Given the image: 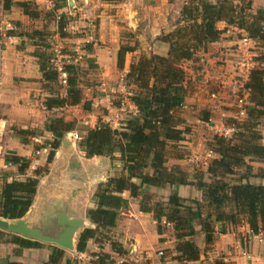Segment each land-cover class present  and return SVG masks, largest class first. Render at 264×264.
<instances>
[{
    "label": "trees",
    "instance_id": "16d2710c",
    "mask_svg": "<svg viewBox=\"0 0 264 264\" xmlns=\"http://www.w3.org/2000/svg\"><path fill=\"white\" fill-rule=\"evenodd\" d=\"M237 1L236 4L234 2ZM32 1L2 0L5 10L12 5L32 19L40 16V11ZM250 0H187L180 9V19L173 30L162 33L159 39L168 45L165 55L157 53L140 54L131 62L125 73L126 84L134 86L130 94L131 101L137 108L136 115H130L121 128H113L101 121L95 127L87 128L79 141L86 157L107 156L121 161L122 172L110 177L100 185L94 195L91 206L86 209V217L94 227L84 228L77 239L76 251L85 252L88 242H106L118 255L125 251L123 245L114 240L110 228L115 226L119 216L118 209L125 199L121 196L128 191L130 197L139 198V209L151 213L160 233V223L165 220L173 224L177 243L174 246L179 261H197L200 249L192 237L196 231L194 224L200 226L205 237V250L214 242L216 224L221 223L220 232H226L228 225H236L241 219L248 224L252 234H261L264 238V185L249 182L250 177L264 178V169L253 173L248 161L254 159L264 162V145L258 124L264 117V69L253 68L249 72L245 87L248 91L249 107L246 121L237 126L230 138L213 136L212 150L216 157L209 163L206 172L196 171L194 181H188V173L179 166L168 167V147L181 141L188 130L180 128L182 119L177 111L184 104L187 91V72L184 62L195 58L205 50L209 43L219 40L222 30L216 24L225 21L246 32L252 40L264 39V11L250 12ZM64 15L58 19V32L64 37ZM43 30L26 33L35 39ZM40 47V45H38ZM134 45L122 44L117 53V67L122 69L125 54L136 49ZM91 50V44L86 47ZM42 75L43 88L49 96L43 105L47 110L67 105L83 103V108L90 109V102L83 101L82 91L77 83L75 65H66L67 80L65 95L54 93L58 75L52 68V57L48 47L35 51ZM73 121L61 117L46 121L44 130L53 136L49 142L47 163L54 155V150L61 143L64 135L74 130ZM21 135L34 134L28 130H18ZM119 157H114V153ZM6 160L17 165L18 173H24L29 166V159L18 155H7ZM244 168L242 173L239 170ZM47 171V167L34 171V177L23 180L3 181L0 187V217L7 219L21 218L32 205L38 184V177ZM138 180V183H136ZM174 186L165 202L152 200L147 192L150 186ZM193 184L201 192V199H186L177 194L176 186ZM147 187V188H146ZM189 200V203L187 202ZM10 235L9 241L20 248L40 247L42 243L25 239L0 230V240ZM106 235V236H104ZM103 237L100 239V237ZM48 260L44 264H55L64 255V250L50 247ZM115 260L109 253H96L90 264H111ZM209 264H233L223 259H215Z\"/></svg>",
    "mask_w": 264,
    "mask_h": 264
},
{
    "label": "crops",
    "instance_id": "0c3cea01",
    "mask_svg": "<svg viewBox=\"0 0 264 264\" xmlns=\"http://www.w3.org/2000/svg\"><path fill=\"white\" fill-rule=\"evenodd\" d=\"M41 1L34 0L32 2L41 10L43 8ZM186 1H75V6L76 4L79 5L82 10L80 19H84L83 22L79 23H84L89 33L92 27H96L94 30L97 37L87 34V39L90 41H86L91 43V50L81 48L80 51L100 72L99 82L101 86L99 90L106 91L112 86H116L118 81H122V77L125 76L131 62L140 54L157 53L165 55L167 53L168 45L159 37L162 32H169L176 26V23L171 20L170 10L175 6L185 5ZM209 1L215 2L217 0ZM67 3L69 6L73 5L70 0H67ZM236 3L237 1L234 2V4ZM110 4L121 9V11L118 10L122 15L121 22L125 23L128 30L132 33L136 32L138 35V43L135 41L137 47L134 51L125 54L122 69L117 67V53L122 45L123 36L119 34L114 15L98 14L99 9H95V7L99 8V6ZM250 7L251 13H255L258 9L264 11V0H250ZM180 9L173 10V13L178 14L176 22L180 19ZM95 16L99 17L100 20L93 26L92 20ZM6 20H10L11 23L14 22L15 30L20 31L28 22L29 31L30 21L34 19L26 16L21 8L16 5L5 10L2 0H0V28L2 22ZM216 26L222 30L219 40L209 43L205 50L196 54L194 59L184 62L188 79L187 91L184 104L178 109L177 115L182 119L180 128L189 129L184 133L181 141L173 143L172 148L168 147L166 165L168 167L179 166L188 173V181L191 182L195 180L193 173L196 171L206 172L209 163L216 157L212 150V141L209 146L203 143L205 131L212 130L208 123L209 119L212 118L207 116L213 113L215 119L220 120L224 119L221 116L230 113V110L221 107L222 104L227 105L226 102H221L220 105L215 103L219 102V96H225L235 75L238 74L235 70L239 47L251 49L248 50V56L253 68L264 69V39L252 40L247 45H243L241 39L247 36L244 30L227 24L223 20L218 21ZM33 28L39 30L38 27ZM54 35L58 37L57 33ZM21 40V38H14L13 42L6 41L7 46L0 53V187L5 180H23L27 177H34L36 169L47 167V171L38 177L32 205L23 216L26 222L32 227L49 229L55 224L58 214L65 213L68 217H79L85 222L87 220L86 224L88 225L86 227H94L86 217V209L92 205L94 195L99 190L100 185L105 183L108 178L122 172L121 161L117 158L110 160L107 156L86 157L80 144L74 141V134H77L75 132L70 133L69 139L65 138V141H61V145L54 150L52 160L47 163L48 152L46 150L48 148L50 150L49 142L53 136L44 130V126L48 117L58 108L47 110L43 105L49 94L43 88L44 82L39 64L33 55L39 48L38 44L34 43L36 39L28 37V45L24 43L23 47ZM125 40L126 43L130 44L127 38ZM55 41H57L56 38ZM100 42L104 44L101 45ZM217 89L221 92L216 91ZM132 91H135L134 86L128 94L130 95ZM96 97L93 96L92 100ZM117 106L113 104L111 110L113 113L119 112L121 120L122 113ZM101 108L105 107L102 106ZM88 112L91 127L96 120L98 122L108 113V111H100V108H93L92 112ZM238 120V124H243L246 117ZM124 122L120 123V128ZM21 129L34 132V134L21 135L18 133V130ZM258 130L262 135L260 142L264 145V117L259 121ZM37 151L38 154H36ZM12 154L29 159V166L25 171L26 173L24 172L25 174L18 173L17 165L6 160V156ZM113 155L119 157L117 152ZM248 163L252 166L253 173L264 169L263 161L254 159ZM249 182L264 185V178L250 177ZM163 189L165 196L168 197L174 186L168 184L160 188L150 186L147 192L156 195ZM176 190L178 195L186 199L201 198L200 190L193 184L178 185ZM121 196L125 201L123 206L118 209L119 216L115 226L111 227L109 232L114 240L123 245L124 249L128 248L131 253L141 252L140 257L142 258L143 253H145L147 259L150 256L149 249L154 248L155 245L153 237H150V244L144 243L145 236L142 229L149 227L150 233L153 232V224L144 223V219H153L152 214L141 212L138 204L139 198L130 197L128 191H124ZM129 224L133 225L132 229H129ZM221 226V223L216 224L214 242L207 250H205V237L199 226L200 242L196 245L200 249V258L197 261L187 262L197 263L206 257L209 263L215 259H223L233 264H264V238L261 234H252L244 219H241L236 225H228L226 232H220ZM9 238L10 235L5 234L0 240V264H44L48 260L51 249L49 245L52 244L40 242L42 243L40 247L20 248L17 244L9 241ZM130 239L133 243L127 245V241ZM131 245L133 249L130 248ZM63 250V257L55 264H72V261L67 260L69 256L81 258L86 253L85 251L74 254L71 252L72 250ZM111 251L110 248L109 251L104 252ZM94 254L92 253V256Z\"/></svg>",
    "mask_w": 264,
    "mask_h": 264
},
{
    "label": "rangeland",
    "instance_id": "374dc122",
    "mask_svg": "<svg viewBox=\"0 0 264 264\" xmlns=\"http://www.w3.org/2000/svg\"><path fill=\"white\" fill-rule=\"evenodd\" d=\"M34 2V0H32ZM73 5L69 6L67 3V0H57V4H56V8L55 9H46L44 6H42L43 8H41L40 11V16L37 19H34L30 24L29 27V31H28V22L27 24H25V26L22 27L21 31L20 30H11L9 32V34L12 35L13 39L10 40H6L1 38L0 36V53L1 51L7 46L5 44L6 41H10L13 42L14 38H21L22 40V44L21 46L25 43L26 45H28V37L26 36V33L31 32L34 30L33 27H38L37 29L39 30H43V33L36 36V40H34V43H37L38 45H40L39 49H43V47H48V52L51 54V57L53 58V47L55 45V43H57L56 45H58V47H60L62 53L69 55L70 56V61L74 62L75 67H76V77H77V83L78 86L80 87L81 91H82V96H83V101H91L92 97H96L98 95H104L105 93H108L109 95H113L115 96V98H113V102L114 104L118 105V101L120 98H124V97H128V93L129 91H131L133 89V86H131V84H126L125 81V77L124 80H120L118 81V84H116V86H112L110 89L106 90V91H101L99 90L101 84H100V78H99V74L100 72H98L96 70V68L94 67V64L90 63L88 61V59L81 53L80 49H86V47L88 45H90V41L87 38V34L89 32H87V26L84 25V23L80 24L79 22H83L84 19H80L82 17V10L81 8H79V5L76 4L75 6V1L79 2L80 0H70ZM174 0H169V2H173ZM179 9L182 8V6H175L170 10V15H172V22L177 23L176 19H177V13H173L174 9ZM95 9H99L98 14H103V15H114V19L116 20V24L118 26V31L120 36L122 35V44H127L125 38L128 39V42H130V45H134L135 41L138 43V35H136V32H131L130 30H128V28H126L125 23L121 22L122 19V15L121 9L118 6H113V4L107 5V6H99L95 7ZM64 15V21H65V28H64V32L66 33L64 37L60 36V31L58 32V16L60 15ZM175 19V20H174ZM86 20V19H85ZM100 18L95 16L92 20V25L94 26V24L96 25L99 22ZM10 21V20H8ZM11 22V21H10ZM14 23V22H13ZM12 23V24H13ZM173 23V24H174ZM14 26V25H13ZM56 27V30H54ZM96 27H92L91 31L89 34V36H96L97 37V33L95 32ZM54 33H57V36L59 37H55ZM164 33V32H162ZM55 38L57 39V41H55ZM87 40V41H86ZM21 43V42H20ZM99 44H104V43H99ZM24 46V45H23ZM22 46V47H23ZM78 49V50H77ZM251 50V49H248ZM79 52V53H78ZM1 63V61H0ZM235 72H238L237 70H235ZM240 79V76L237 74L235 75L232 83H231V89L229 87V89L226 91V94L224 97L219 96V102H216V105H220L221 102H226L227 105L222 104V108H224L225 110H230V113L224 114V116H221V118L224 119H215L213 113H210L207 117H211L212 120L216 123H222L224 125H233L235 127V132L237 130V126L240 125L239 120L236 118V102H235V96L233 94V85L234 83ZM65 86L61 85L59 83H57L54 86V93H58L59 95H65L64 93V89ZM216 91H220L219 89H217ZM83 103L81 102L78 105H67V106H63L61 108H58L57 110L53 111L52 115L48 117V120L51 118H55V117H61L63 118L65 121H73L74 122V130L69 131L65 134V136L62 138L61 141H63V139H69V137H71L70 133H77L78 138H76L74 141L78 142L81 140V138L85 135L86 129L87 128H91L90 125V116L88 111H93V108L90 107L89 110H86L83 108ZM100 111H107V109L105 110V108H101L100 107ZM122 119L120 120V115L119 112H117V116L115 115V113H110L113 117H116L117 122L119 123V125L117 124V128H120V123L124 122V119L128 118L129 113L127 112V107L124 108V110H122ZM127 115V116H126ZM101 119H99L100 121ZM97 121V120H96ZM96 121L94 122V124L96 123ZM189 129V128H187ZM234 132V133H235ZM205 140L203 143L206 144V146H209V144H211V141L213 142L212 138L213 136H215V132L214 130H209V131H205ZM234 135V134H233ZM61 145V143H60ZM59 145V146H60ZM34 151V150H33ZM47 152L49 151V148L46 150ZM46 152V153H47ZM38 154V153H36ZM35 154V155H36ZM35 157V156H34ZM38 157V156H37ZM111 160V159H110ZM28 169V168H27ZM242 171H244V168H241L239 170V173H242ZM26 173V172H25ZM24 173V174H25ZM152 200H146V202H148L149 204H153L155 201H161V202H165L167 197L165 196V192L164 189L161 190L160 193L156 194V195H152ZM190 199V198H188ZM197 199V198H194ZM201 199V198H200ZM198 199V200H200ZM189 203V200L187 201ZM152 217V216H151ZM135 221H139V220H135ZM87 222V220H86ZM144 223H148V225H152L153 224V232L151 231L150 233V228L147 227V229H144L143 227V235L145 236V242L146 244H150L151 240L150 237H153V241H154V248H150L149 252H150V256L149 258H145V253H143V258L140 257L141 256V252L137 253V252H129L128 248L125 249L124 253L122 255H118L117 253L111 251L108 252L111 254L112 257L115 258L114 262H116L117 264H209V260L205 257L202 261L199 262H187V261H179L176 259L178 253L175 251L174 246L177 243V238L175 235V231L173 228V224L172 223H168L165 220H162L160 225V233H157L156 230V221L154 219H144ZM88 225V224H86ZM133 225L129 224V229H132ZM194 229L196 231L195 235L192 237L193 241L195 244H198L200 242L199 238H200V234L201 232L199 231V226L195 223L194 224ZM82 231V229H80L77 232V235L74 238V244L76 246L77 243V239L78 236L80 234V232ZM106 236V235H104ZM103 238L102 236L100 237V239ZM132 239L127 241V245L132 244ZM52 245H49V247H51ZM54 246V245H53ZM110 245L109 243L106 242H102V243H94L91 240L88 242L87 248H86V253L81 257H74V256H69V258L67 259L69 262L72 261V264H90V261H92V259H94V256H92V253H107L104 251H109L110 250ZM130 248L133 249V246L131 245ZM92 250V251H91ZM162 250L163 254L162 255H158V251ZM72 253L75 254V252L77 253L78 251H76V248L74 247V249L71 251ZM79 253V252H78ZM204 256H206V254H204Z\"/></svg>",
    "mask_w": 264,
    "mask_h": 264
},
{
    "label": "built area",
    "instance_id": "2783aa9c",
    "mask_svg": "<svg viewBox=\"0 0 264 264\" xmlns=\"http://www.w3.org/2000/svg\"><path fill=\"white\" fill-rule=\"evenodd\" d=\"M41 4L46 9H55L57 0H42ZM59 19V16H58ZM11 30H14V26L10 21H3L2 26L0 28V36L3 39L6 40H12L13 37L9 32ZM252 39L245 36L242 37L241 42L243 45H247L249 42H251ZM55 43L53 49V55L52 58V68L56 71L58 77V83L61 85H66L67 80V71L65 66L66 65H74L75 63L70 61V56L62 53L60 47L56 45ZM239 55L236 60V70L238 71V75L240 76V79H238L234 85H233V94L235 96V102H236V117L239 119L246 117L247 115V108L249 107V102L247 99L248 91L245 87V83L248 80L249 72L253 69L251 65V59L248 56V50L244 47H239L238 49ZM122 80H124V76L122 77ZM113 98L115 96L109 95L108 93H105L104 95L98 96L95 99L90 101V107L94 109H98L100 107H105L108 111L106 115L100 120L101 122L113 127L117 128V122L116 117H113L110 113H112L111 107L113 106ZM127 107V112L130 115H136L137 114V108L135 104L131 101L130 95L128 94V97L120 98L118 101L117 108L124 110V108ZM117 116L118 114L115 113ZM98 122H96L92 127H95ZM208 123L210 124L211 128L214 130L216 135L230 138L233 136L235 132V127L233 125H224L222 123H216L212 119H209ZM74 138H78L77 134H74ZM38 153V151L36 152ZM162 250L158 251V255H162ZM111 264H117L116 262H113Z\"/></svg>",
    "mask_w": 264,
    "mask_h": 264
},
{
    "label": "water",
    "instance_id": "95a60500",
    "mask_svg": "<svg viewBox=\"0 0 264 264\" xmlns=\"http://www.w3.org/2000/svg\"><path fill=\"white\" fill-rule=\"evenodd\" d=\"M63 141H65V139H63ZM84 228H87L84 219L79 217H68L65 213H59L55 224L49 227V229L32 227L23 217L16 219L0 217V230L30 240L52 244L66 250L74 249V238L77 232Z\"/></svg>",
    "mask_w": 264,
    "mask_h": 264
}]
</instances>
